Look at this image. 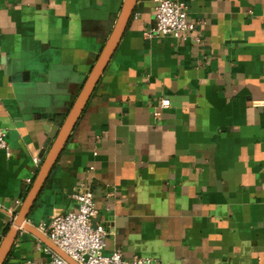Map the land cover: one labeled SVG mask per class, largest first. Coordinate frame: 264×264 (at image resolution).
<instances>
[{
    "label": "crops",
    "instance_id": "crops-1",
    "mask_svg": "<svg viewBox=\"0 0 264 264\" xmlns=\"http://www.w3.org/2000/svg\"><path fill=\"white\" fill-rule=\"evenodd\" d=\"M123 1L0 0V130L9 153L0 151V239ZM173 1L185 4L194 32L150 35L154 0L137 1L27 222L38 229L75 211L72 195L88 189L93 223L107 233L104 255L264 264V0ZM52 68L78 81L44 113L34 90L18 86ZM46 248L19 230L3 264L47 262Z\"/></svg>",
    "mask_w": 264,
    "mask_h": 264
},
{
    "label": "water",
    "instance_id": "water-1",
    "mask_svg": "<svg viewBox=\"0 0 264 264\" xmlns=\"http://www.w3.org/2000/svg\"><path fill=\"white\" fill-rule=\"evenodd\" d=\"M138 0H124L118 15L116 24L101 50L98 58L92 66L87 77L84 80L80 92L75 98L73 104L68 110L62 124L55 130L56 135L52 142L44 160L37 172V175L25 197L23 203L13 218L12 225L0 239V264H3L9 255V252L14 244L19 230L28 232L34 235L38 240L47 245L53 252L64 259L68 264H77L62 253L54 244H52L44 234L38 229L32 227L27 218L34 206V203L42 191L45 182L48 179L50 172L60 157L71 133L73 132L82 112L88 103L92 93L95 90L100 78L102 77L106 67L112 59L118 44L128 26V23L134 13V9ZM65 71V70H64ZM17 78H13L15 82ZM78 80L66 72L60 73L59 69L52 68L44 75L38 76L36 81L25 84V86H18L28 90H34L37 101L45 102L44 113H54L56 107V96H64L70 84Z\"/></svg>",
    "mask_w": 264,
    "mask_h": 264
},
{
    "label": "built area",
    "instance_id": "built-area-1",
    "mask_svg": "<svg viewBox=\"0 0 264 264\" xmlns=\"http://www.w3.org/2000/svg\"><path fill=\"white\" fill-rule=\"evenodd\" d=\"M154 3L155 26L150 35L185 40L194 32L196 24L189 20L185 4L173 0H154ZM168 106V100L161 101V109ZM0 151L9 155L6 133L3 130H0ZM72 198L76 202L75 211L56 215L38 228L72 261L77 264H160L148 257L126 260L117 251L104 255L107 233L101 224L93 223L96 211L91 191L84 189L74 193ZM45 251L51 254L50 259L39 264H68L49 249L46 248Z\"/></svg>",
    "mask_w": 264,
    "mask_h": 264
}]
</instances>
